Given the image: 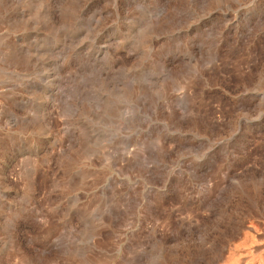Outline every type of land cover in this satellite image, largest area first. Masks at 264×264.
Listing matches in <instances>:
<instances>
[{
    "label": "rangeland",
    "instance_id": "374dc122",
    "mask_svg": "<svg viewBox=\"0 0 264 264\" xmlns=\"http://www.w3.org/2000/svg\"><path fill=\"white\" fill-rule=\"evenodd\" d=\"M0 264H264V0H0Z\"/></svg>",
    "mask_w": 264,
    "mask_h": 264
},
{
    "label": "bare ground",
    "instance_id": "6f19581e",
    "mask_svg": "<svg viewBox=\"0 0 264 264\" xmlns=\"http://www.w3.org/2000/svg\"><path fill=\"white\" fill-rule=\"evenodd\" d=\"M248 217V216H247Z\"/></svg>",
    "mask_w": 264,
    "mask_h": 264
}]
</instances>
